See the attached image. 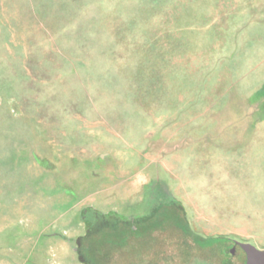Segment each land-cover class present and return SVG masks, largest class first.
<instances>
[{
	"label": "rangeland",
	"instance_id": "rangeland-1",
	"mask_svg": "<svg viewBox=\"0 0 264 264\" xmlns=\"http://www.w3.org/2000/svg\"><path fill=\"white\" fill-rule=\"evenodd\" d=\"M99 214L116 264L264 250V0H0V264Z\"/></svg>",
	"mask_w": 264,
	"mask_h": 264
},
{
	"label": "trees",
	"instance_id": "trees-1",
	"mask_svg": "<svg viewBox=\"0 0 264 264\" xmlns=\"http://www.w3.org/2000/svg\"><path fill=\"white\" fill-rule=\"evenodd\" d=\"M260 91H263V89ZM94 219L95 221H93L87 228L84 236L77 240V255L84 264H116L114 263L116 252L114 250L113 252L111 249H105V242L108 240L107 238L111 236H115L117 238L118 233L116 231L118 227L122 228L121 230L124 231L127 236H132L137 230L134 226L135 221L132 220L126 223L122 221H115L114 223H110L103 217V215L100 214L98 216L95 215ZM188 233L190 235L189 237H193L198 240L201 239L189 230ZM203 240L207 241L208 239Z\"/></svg>",
	"mask_w": 264,
	"mask_h": 264
},
{
	"label": "water",
	"instance_id": "water-1",
	"mask_svg": "<svg viewBox=\"0 0 264 264\" xmlns=\"http://www.w3.org/2000/svg\"><path fill=\"white\" fill-rule=\"evenodd\" d=\"M238 245L241 250L246 254V264H264V250H258L250 244Z\"/></svg>",
	"mask_w": 264,
	"mask_h": 264
},
{
	"label": "flooded vegetation",
	"instance_id": "flooded-vegetation-1",
	"mask_svg": "<svg viewBox=\"0 0 264 264\" xmlns=\"http://www.w3.org/2000/svg\"><path fill=\"white\" fill-rule=\"evenodd\" d=\"M87 230V229H86ZM234 245V253L232 254L233 258L237 255L238 256V253H237V249H239L240 251V256H238V262L236 264H246V254L241 250V248L239 247V245L237 243H232ZM236 250V251H235Z\"/></svg>",
	"mask_w": 264,
	"mask_h": 264
}]
</instances>
